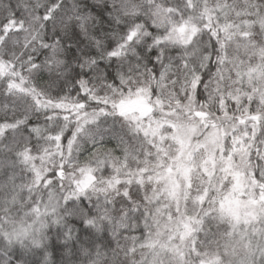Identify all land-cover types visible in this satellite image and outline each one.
<instances>
[{"label": "snow or ice", "instance_id": "1", "mask_svg": "<svg viewBox=\"0 0 264 264\" xmlns=\"http://www.w3.org/2000/svg\"><path fill=\"white\" fill-rule=\"evenodd\" d=\"M0 264H264V0H0Z\"/></svg>", "mask_w": 264, "mask_h": 264}]
</instances>
